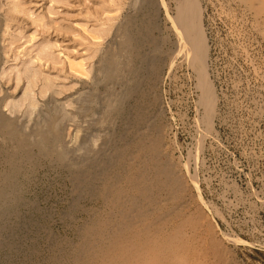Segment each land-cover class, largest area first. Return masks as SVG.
<instances>
[{
    "label": "rangeland",
    "instance_id": "1",
    "mask_svg": "<svg viewBox=\"0 0 264 264\" xmlns=\"http://www.w3.org/2000/svg\"><path fill=\"white\" fill-rule=\"evenodd\" d=\"M11 1L21 4L11 11L8 26L4 20L0 23V47L6 49L8 38H12L14 43L8 56L11 63L33 58L44 72L60 75L68 87L58 97L62 101L78 97L89 82L92 83L94 67L100 55L107 45L109 47L115 40L121 39L116 30L126 20L125 17L155 16L156 25L151 28L150 34L156 45L148 43L145 47L150 56L157 53L161 57L162 72L148 97L156 100L152 122L162 135L167 158L169 156L180 174H186L188 178L185 176L188 181V193L185 192V195L189 194L190 204L188 213L191 215L202 210L204 221L211 224V227L206 225L205 230H211L209 234L214 231V236L221 246L225 245V253L232 262L264 264V10L259 5L261 2L201 0L205 8H202V23L208 46V83L211 82L209 84L216 99L212 109L214 116L211 114L207 127L205 119L212 110L208 112L206 104L201 102L199 76L185 59L174 57L177 40L169 18L176 14L177 0H163L164 6L160 0H148V4L147 1L138 3V0H109L111 3L108 0ZM251 2L256 6H252ZM139 7L140 10H137ZM1 13L4 14L0 9V19H4ZM109 14L114 19L108 36L100 29L108 28ZM44 39L55 45L54 59L37 54V47ZM155 46L158 52L154 51ZM94 48L96 55L91 61L89 53ZM124 53L122 51V55H126ZM80 60L84 70L79 66L82 65ZM79 69L87 73L84 75ZM11 80L1 79L0 97L7 92L10 97L21 93L23 84L17 89L14 79ZM119 86L122 85L115 84L118 92L121 90ZM49 101L47 97L40 104L44 107ZM5 108L3 106L0 110L11 118L19 116L18 126L25 124L22 129L31 130L35 114L30 119L26 115L9 114ZM68 108L69 111L75 110L72 106ZM95 115L97 120L101 119L100 113ZM90 118L83 117L78 122L80 125L68 120L65 136L70 147L80 145L85 137H89L90 147L94 151L100 150L105 132L112 140L121 136L119 118L105 131L100 122L87 124ZM5 141L0 133V173L8 169L6 151L14 146V142L8 144ZM41 161L37 165L39 169L24 167L19 178L21 201L10 210L3 208L0 202V264H53L52 256L59 248L77 239L78 227L88 219L87 210L101 207L92 191L82 187L75 189L68 169L50 159ZM28 175L32 176L31 179ZM191 177L195 180L192 181Z\"/></svg>",
    "mask_w": 264,
    "mask_h": 264
},
{
    "label": "bare ground",
    "instance_id": "2",
    "mask_svg": "<svg viewBox=\"0 0 264 264\" xmlns=\"http://www.w3.org/2000/svg\"><path fill=\"white\" fill-rule=\"evenodd\" d=\"M138 1L142 4L147 1L148 4V0ZM160 1L164 6V1ZM259 1L264 10V0ZM176 3V14L169 18L177 40L174 57L181 56L197 72L199 87L202 89L201 102L206 104L209 112L215 107L216 99L209 84L211 82L208 83V46L202 23V10L205 8L202 7L201 0H177ZM20 4L11 0H0V9L4 13H1L4 19H0V23L4 20L8 26L12 18L11 11L18 9ZM148 15L141 18L138 15H129L120 22L116 32L121 39L115 40L110 48L107 45L100 55L94 67L92 83L89 82L83 94L78 97L71 95L73 98L69 97L66 101L58 98L68 88L60 75L44 72L42 66H37L38 63L33 58L11 63L8 56L14 43L12 38L7 37L9 40L6 49L0 47V82L1 79L8 82L14 79L17 89L23 84L18 95L10 97L7 92L8 95L0 97V108L5 106L9 114L26 115L30 119L36 115L32 127L30 126L31 130L26 131L22 129L25 124H17L19 116L11 118L0 110V133L7 143L14 142L13 148L6 151L8 169L0 173V202L4 205L3 208L10 210L21 201V173L25 166L35 170L42 159H50L68 169L75 189L80 190L82 187L92 191L94 199L101 204L99 208L91 207L87 210L88 219L78 227L77 239L59 248L57 254L52 256L53 264H235L228 258L229 255L225 253L227 249L223 248L225 245H220L214 231L210 235L208 231L211 230H205V226L211 227V224L204 221L200 212L202 210L189 215V194L185 195V192L188 193V178L186 174H180L173 164L174 161L168 159L169 156L167 158L162 135L156 131L152 122L156 100L149 99V95L162 70L161 57L157 53L150 56L145 50L148 43L156 45L150 30L157 20L154 15ZM113 19L109 14L108 28L100 29L104 35L109 36ZM53 45L50 40L44 39L37 47V54L54 59L56 56ZM157 50L156 48L154 51L158 52ZM122 51L126 55H122ZM95 55L94 48L88 59L92 61ZM79 66L84 70L83 64ZM116 83L122 85L119 86L121 92L116 90ZM145 85L149 88L146 89ZM47 97L50 101L42 107L40 102ZM69 106L75 110L69 111ZM90 111L93 113H89ZM212 112L213 110L205 119L207 127L212 119ZM96 113H100L101 119L97 120ZM87 116L91 117L87 124L100 122L104 131L119 118L121 136L117 135L119 138L114 137L115 140H112L105 132L100 150L94 151L90 147L89 137H85L77 147H70L65 136L68 120L80 125L78 122ZM77 117L79 120H76ZM108 147L109 150L106 151ZM191 178L192 181L195 180Z\"/></svg>",
    "mask_w": 264,
    "mask_h": 264
}]
</instances>
